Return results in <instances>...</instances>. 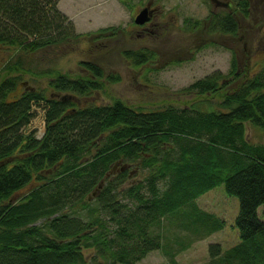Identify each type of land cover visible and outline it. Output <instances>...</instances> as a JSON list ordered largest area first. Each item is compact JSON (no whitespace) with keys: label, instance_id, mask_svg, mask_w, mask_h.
<instances>
[{"label":"trees","instance_id":"trees-1","mask_svg":"<svg viewBox=\"0 0 264 264\" xmlns=\"http://www.w3.org/2000/svg\"><path fill=\"white\" fill-rule=\"evenodd\" d=\"M247 9L248 1L240 0L235 12L213 13L208 28L235 34ZM120 31L107 27L87 38L96 42ZM79 37L56 0H0L3 73L23 67L13 54L6 61V49L34 53ZM123 53L136 64L154 55ZM79 66L84 77L59 73L49 80L54 93L47 99L26 89L14 96L17 77L0 79V264H86L84 249L101 259L93 264H136L160 248V236L152 231L162 217L219 185L238 198L239 241L223 256L219 244L209 245L216 261L211 264H264V222L257 215L264 204V146L249 144L243 126L250 122L264 128V69L232 95L225 91L227 112L217 113L173 106L141 111L119 99L80 105L61 100L62 92L84 99L100 93L103 69L90 61ZM230 75L239 77L236 70ZM221 79L215 73L186 91L216 93L227 83L218 86ZM106 81L115 80L110 76ZM41 100L46 102V128L37 139L24 129L33 103ZM129 163L140 170L135 181L121 170ZM101 182L91 207L86 196ZM200 214L213 218L207 227L200 222L210 228L206 231L222 229L223 220Z\"/></svg>","mask_w":264,"mask_h":264},{"label":"rangeland","instance_id":"rangeland-1","mask_svg":"<svg viewBox=\"0 0 264 264\" xmlns=\"http://www.w3.org/2000/svg\"><path fill=\"white\" fill-rule=\"evenodd\" d=\"M56 1L58 9L72 21L74 34L80 37L34 53L17 54L14 48L6 49V61L11 54L15 55L13 61H23L22 72L3 73L0 65V79L17 77L14 96L32 88L47 99L54 93L48 86L50 79L59 73L72 79L84 77L87 73L80 68L79 62L90 61L103 69L104 77L100 80L99 94L85 99L74 95L84 103L110 104L119 99L141 111L173 106L218 113L227 112L222 106L225 91L232 95L247 79L257 77L264 69V0H247L248 16L238 18L235 34L213 31L208 28L207 19L213 13L225 16L228 11L235 12L240 0H221L229 2V8H214L209 0ZM149 2L156 8L151 24H135L136 15ZM107 27L121 31L96 42L87 38L88 34H97ZM124 51H148L154 55L136 64L131 56L124 55ZM42 70L47 72L43 74ZM231 70L239 73L235 80L232 75L228 76ZM215 73L222 76L218 86L227 82L222 90L201 96L186 91L194 82ZM110 76L115 81H106ZM45 106V100L33 103L32 119L24 129L25 133L33 132L37 139L46 128ZM243 126L244 138L249 144L264 146V128L250 122H244ZM126 169L130 173L129 181L141 177L137 165L129 163ZM133 174L135 178H131ZM92 192L86 197L94 207L96 195L92 196ZM190 204L161 218L152 231L160 236V248L149 252L136 264H211L216 261L209 255V245L219 244L223 256L239 241L235 225L239 201L226 194L224 185L216 186ZM201 211L223 220L222 229L212 233L206 231L213 218L200 214ZM257 215L264 222V204L258 208ZM83 253L86 264L101 260L94 256L92 249H84Z\"/></svg>","mask_w":264,"mask_h":264},{"label":"water","instance_id":"water-1","mask_svg":"<svg viewBox=\"0 0 264 264\" xmlns=\"http://www.w3.org/2000/svg\"><path fill=\"white\" fill-rule=\"evenodd\" d=\"M214 8H227L229 6V2L227 1H221V0H209ZM151 10H149V4L147 6H145L144 8H142L139 13L136 15L135 19H134V23L137 25H143L144 23L148 22L151 18ZM30 91H32V88H29ZM59 98L61 100H65L67 99H72L78 102L77 98L74 96H67V95H63V96H59ZM79 103V102H78ZM117 164L113 167V171H115ZM126 169V166L121 167V170ZM102 186V182L98 184L97 188L93 190L92 192V196H95L97 193V190L100 189Z\"/></svg>","mask_w":264,"mask_h":264},{"label":"flooded vegetation","instance_id":"flooded-vegetation-1","mask_svg":"<svg viewBox=\"0 0 264 264\" xmlns=\"http://www.w3.org/2000/svg\"><path fill=\"white\" fill-rule=\"evenodd\" d=\"M148 4H150L149 5V10H151V12H152V14H151V18H150V20L148 21V22H146V23H144L143 25H141V26H145V25H147V24H151V21H152V19H153V16L155 15V13H156V8L153 6V5H151V3L149 2V3H147L146 5H148ZM146 29H147V27H146Z\"/></svg>","mask_w":264,"mask_h":264}]
</instances>
